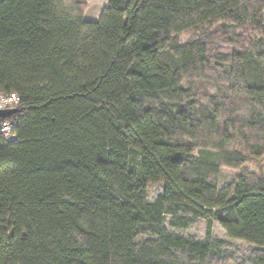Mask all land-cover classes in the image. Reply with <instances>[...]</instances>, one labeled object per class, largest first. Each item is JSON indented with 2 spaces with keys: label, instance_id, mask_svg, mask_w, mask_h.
Returning <instances> with one entry per match:
<instances>
[{
  "label": "trees",
  "instance_id": "trees-1",
  "mask_svg": "<svg viewBox=\"0 0 264 264\" xmlns=\"http://www.w3.org/2000/svg\"><path fill=\"white\" fill-rule=\"evenodd\" d=\"M87 7L0 0V264H264V0Z\"/></svg>",
  "mask_w": 264,
  "mask_h": 264
},
{
  "label": "rangeland",
  "instance_id": "rangeland-1",
  "mask_svg": "<svg viewBox=\"0 0 264 264\" xmlns=\"http://www.w3.org/2000/svg\"><path fill=\"white\" fill-rule=\"evenodd\" d=\"M87 2V10L85 14V19L90 21L97 20L105 6L108 4V0H86ZM191 36L190 33H186L182 35L183 40H188V38ZM253 166L248 164L244 168L241 169H228L223 168L221 171V177L219 182V187L222 188L226 186L228 183L232 182L239 176H241L246 170H252ZM164 184H150L148 186V197L150 201H154L156 197L163 192ZM167 219V226H170V216L166 217ZM208 228V219H201L198 222L190 225L188 228L184 229H175L176 231L180 232L181 234L185 236H193L197 239H204L206 237V232ZM174 229V228H173ZM212 235L214 238L221 239V240H227L232 244V247L228 248L227 246L221 247L218 249V251L222 254H226L229 251H234L235 249H239L241 252H243V255L245 257H248L250 254V251L256 246L248 241L242 240V239H233L230 238L225 229L220 225L219 222L213 221L212 223Z\"/></svg>",
  "mask_w": 264,
  "mask_h": 264
},
{
  "label": "built area",
  "instance_id": "built-area-1",
  "mask_svg": "<svg viewBox=\"0 0 264 264\" xmlns=\"http://www.w3.org/2000/svg\"><path fill=\"white\" fill-rule=\"evenodd\" d=\"M20 102L21 96L17 92L0 91V109L17 108ZM3 119L6 120L1 121L0 119V147L17 140V133L15 131L17 121L15 119Z\"/></svg>",
  "mask_w": 264,
  "mask_h": 264
},
{
  "label": "water",
  "instance_id": "water-1",
  "mask_svg": "<svg viewBox=\"0 0 264 264\" xmlns=\"http://www.w3.org/2000/svg\"><path fill=\"white\" fill-rule=\"evenodd\" d=\"M18 108H5L0 109V119L8 118L18 112Z\"/></svg>",
  "mask_w": 264,
  "mask_h": 264
},
{
  "label": "bare ground",
  "instance_id": "bare-ground-1",
  "mask_svg": "<svg viewBox=\"0 0 264 264\" xmlns=\"http://www.w3.org/2000/svg\"><path fill=\"white\" fill-rule=\"evenodd\" d=\"M18 108V107H17Z\"/></svg>",
  "mask_w": 264,
  "mask_h": 264
}]
</instances>
